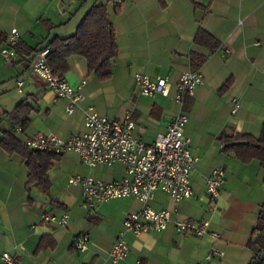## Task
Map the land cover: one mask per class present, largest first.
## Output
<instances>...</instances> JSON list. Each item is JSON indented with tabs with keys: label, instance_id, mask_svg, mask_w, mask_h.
<instances>
[{
	"label": "crops",
	"instance_id": "crops-1",
	"mask_svg": "<svg viewBox=\"0 0 264 264\" xmlns=\"http://www.w3.org/2000/svg\"><path fill=\"white\" fill-rule=\"evenodd\" d=\"M95 2L106 3L115 30L118 54L111 78L100 81L88 71L84 57H68V69L60 74L74 87L85 80V99L67 114L66 99L57 97L32 71L34 53L26 57L28 66L16 51L13 62L0 53V135L11 127L4 112L26 100L30 122L16 134L22 142L38 133L68 138L85 132L82 109L91 105L108 118L123 117L131 110L135 135L151 144L179 109L172 95L181 72L192 70L191 52L205 56L198 68L203 83L183 106L189 118L185 134L197 158L190 174L195 193L173 204L166 192L155 191L148 205L155 210L175 209L177 215L161 231L126 232L129 253L114 264H248L253 258L248 241L264 204V168L256 159L243 163L226 153L218 138L222 133L257 137L264 124V0H123L118 11L108 0H0V30L7 34L17 28L19 42L40 48L53 37L74 33ZM200 28L219 41L218 48L194 44ZM137 72L151 78L168 76L170 95L139 94L134 83ZM234 101L239 107L233 113ZM218 167L226 177L213 201L205 178ZM27 174L18 154L0 147V255L8 252L16 258L15 264H112L109 250L123 230V219L140 210L142 202L131 196L111 199L98 203L90 216L80 187L70 185L68 178L90 174L112 181L124 176V166L90 168L76 152L67 151L52 160L46 191L38 186L28 191ZM44 213L55 220H44ZM63 215L67 222L60 225L57 220ZM177 217L207 221L221 238L179 234L173 222ZM82 233H88L90 240L84 251H77L73 241ZM212 247L222 255L207 260Z\"/></svg>",
	"mask_w": 264,
	"mask_h": 264
},
{
	"label": "built area",
	"instance_id": "built-area-1",
	"mask_svg": "<svg viewBox=\"0 0 264 264\" xmlns=\"http://www.w3.org/2000/svg\"><path fill=\"white\" fill-rule=\"evenodd\" d=\"M113 6L123 0H108ZM6 42L0 48L4 60L13 62L16 58L15 46L19 42L20 33L17 28H11L6 34ZM47 47L40 49L31 61V69L45 83L57 97L66 99L65 111L72 114L85 99L82 90L85 80L76 87L71 86L62 74L54 71L47 64ZM229 50H225L226 55ZM134 83L137 92L144 96L161 95L167 97L171 93V81L168 76L151 78L141 72L134 74ZM203 83L198 69L182 71L175 85L172 95L173 101L179 106L172 116L165 132L158 134L154 142L147 144L134 133L136 122L132 111L127 110L123 117L108 118L99 114L93 106L82 109L85 132L71 134L68 138L38 133L23 140L30 149L61 155L67 151H74L87 167L98 165H112L121 163L125 174L120 179L103 181L93 175H75L68 178L70 185L79 186L83 204L88 214L93 216L98 203L107 202L121 197H134L142 202V207L136 212H128L123 219V230L113 241L109 256L112 264L125 258L129 253V244L124 238L126 232L138 235L143 232H155L165 229L177 211L169 209L155 210L148 205L155 191L166 192L173 204L184 198H190L195 191L191 184L190 174L197 160L190 149V138L185 134L188 114L183 109L187 97L193 96L197 85ZM23 84L17 81V87ZM239 107L234 101L232 112ZM22 132L21 127L14 129V133ZM224 145L221 144V148ZM225 170L221 167L213 169L205 178V189L210 199L215 201L225 182ZM67 216L63 215L57 223L64 225ZM44 220L53 221L55 217L50 213L42 214ZM175 229L179 234L195 236L208 235L213 240H219L221 235L209 228L207 221H194L188 218L177 217L174 221ZM88 233L75 237L73 247L77 251H84L89 243ZM214 255H222V251L212 247L206 259ZM2 264H15L16 258L8 252L0 255ZM140 264V261H138Z\"/></svg>",
	"mask_w": 264,
	"mask_h": 264
},
{
	"label": "trees",
	"instance_id": "trees-1",
	"mask_svg": "<svg viewBox=\"0 0 264 264\" xmlns=\"http://www.w3.org/2000/svg\"><path fill=\"white\" fill-rule=\"evenodd\" d=\"M162 1V0H161ZM118 11V5L114 6ZM6 33L0 30V44L6 42ZM194 44L208 50L219 47V41L204 29H199L193 40ZM47 47V64L58 73H65L68 69L67 58L71 55H80L86 59L88 71L93 73L100 81L111 78L113 74V62L118 54V45L113 23L110 18L106 3L95 2L80 19L74 33L65 37H53L46 45L36 48L27 47L18 42L15 51L20 61L29 65L26 59L32 53L36 54L40 49ZM205 60V56L193 51L190 54L192 70L198 69ZM228 83L224 84V90ZM31 106L22 100L13 110L4 112L11 127L1 131L0 147L9 154H18L24 161L27 169L26 188L38 186L46 191L50 182L48 171L52 160L58 155L28 148L14 133L16 126L25 129L30 122L29 112ZM219 141L224 145L223 150L230 153L243 163L254 159L259 161L264 168V124L260 135L255 137L250 134H225L219 136ZM248 246L253 252V258L248 264H264V204L259 210L257 221L252 228Z\"/></svg>",
	"mask_w": 264,
	"mask_h": 264
},
{
	"label": "rangeland",
	"instance_id": "rangeland-1",
	"mask_svg": "<svg viewBox=\"0 0 264 264\" xmlns=\"http://www.w3.org/2000/svg\"><path fill=\"white\" fill-rule=\"evenodd\" d=\"M3 127H1V129H2Z\"/></svg>",
	"mask_w": 264,
	"mask_h": 264
}]
</instances>
